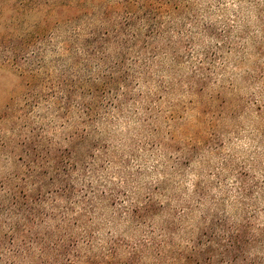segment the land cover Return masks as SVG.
<instances>
[{
  "label": "rangeland",
  "instance_id": "1",
  "mask_svg": "<svg viewBox=\"0 0 264 264\" xmlns=\"http://www.w3.org/2000/svg\"><path fill=\"white\" fill-rule=\"evenodd\" d=\"M164 23L168 35L155 41L160 56L149 53L143 67L154 61L149 81L141 80L136 101L125 102L90 152L116 196L107 215L148 202L151 210L105 229L138 240L171 222L167 233L184 252L189 239L220 228L263 240L264 0H171ZM25 83L15 68L0 66V175L16 170L19 138L40 124L31 115L22 125L32 109ZM60 146L70 148L65 140ZM261 240L246 248L252 260L264 261Z\"/></svg>",
  "mask_w": 264,
  "mask_h": 264
},
{
  "label": "trees",
  "instance_id": "2",
  "mask_svg": "<svg viewBox=\"0 0 264 264\" xmlns=\"http://www.w3.org/2000/svg\"><path fill=\"white\" fill-rule=\"evenodd\" d=\"M170 2L0 0V66L26 79L32 109L22 125L31 115L40 122L19 138L16 170L0 175V264H264L246 250L259 236L220 228L189 239L184 252L167 233L171 222L138 240L105 229L121 217L139 222L151 210L148 202L107 215L116 196L90 152L152 73L154 61L143 67L149 53L160 56L155 41L168 35ZM50 51L58 56L47 61ZM64 140L70 148L61 150ZM260 244L264 254V237Z\"/></svg>",
  "mask_w": 264,
  "mask_h": 264
}]
</instances>
